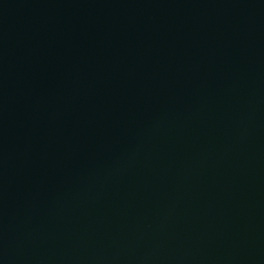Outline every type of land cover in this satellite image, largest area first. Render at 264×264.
<instances>
[{
	"label": "water",
	"instance_id": "water-1",
	"mask_svg": "<svg viewBox=\"0 0 264 264\" xmlns=\"http://www.w3.org/2000/svg\"><path fill=\"white\" fill-rule=\"evenodd\" d=\"M0 264H264V0H0Z\"/></svg>",
	"mask_w": 264,
	"mask_h": 264
}]
</instances>
